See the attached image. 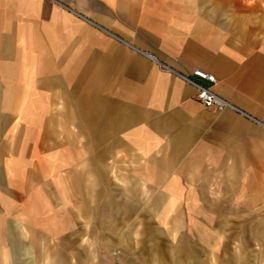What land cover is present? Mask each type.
Returning a JSON list of instances; mask_svg holds the SVG:
<instances>
[{
  "label": "crops",
  "instance_id": "0c3cea01",
  "mask_svg": "<svg viewBox=\"0 0 264 264\" xmlns=\"http://www.w3.org/2000/svg\"><path fill=\"white\" fill-rule=\"evenodd\" d=\"M152 227L176 264H264V0H0V264Z\"/></svg>",
  "mask_w": 264,
  "mask_h": 264
},
{
  "label": "rangeland",
  "instance_id": "374dc122",
  "mask_svg": "<svg viewBox=\"0 0 264 264\" xmlns=\"http://www.w3.org/2000/svg\"><path fill=\"white\" fill-rule=\"evenodd\" d=\"M163 232L159 227H152L148 234L147 242L139 241L144 237L143 227H135L136 241L133 243V249L127 250L119 248V245L113 249L107 248L111 243L104 242V249L100 250L101 256H95L90 251L88 264H176V243L161 241ZM102 243H99L101 245ZM122 245V244H121ZM94 253V252H93ZM96 254V253H95ZM75 262L76 259H73ZM214 262V260H212ZM73 262V264H74ZM191 262V259H189Z\"/></svg>",
  "mask_w": 264,
  "mask_h": 264
},
{
  "label": "built area",
  "instance_id": "2783aa9c",
  "mask_svg": "<svg viewBox=\"0 0 264 264\" xmlns=\"http://www.w3.org/2000/svg\"><path fill=\"white\" fill-rule=\"evenodd\" d=\"M179 76L196 89L197 99L205 107L213 108L217 111L232 109L243 115H248L211 89V85L216 81L214 74L201 68H195L191 73H179Z\"/></svg>",
  "mask_w": 264,
  "mask_h": 264
}]
</instances>
